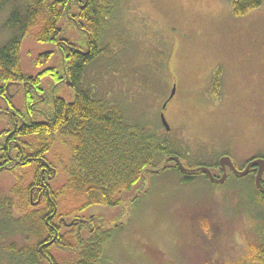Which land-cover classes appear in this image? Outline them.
Returning <instances> with one entry per match:
<instances>
[{
    "label": "rangeland",
    "instance_id": "1",
    "mask_svg": "<svg viewBox=\"0 0 264 264\" xmlns=\"http://www.w3.org/2000/svg\"><path fill=\"white\" fill-rule=\"evenodd\" d=\"M120 9L122 20L109 37L119 69L98 60L87 69L85 82L97 81L96 90L126 107L132 121L151 124L158 123L176 86L167 112L172 130L164 132L188 153V165L200 157L213 162L225 151L237 165L264 155V3L242 16L234 14L230 0H122ZM8 14L1 13L0 25ZM60 26L65 38H81L83 31L71 19ZM52 51L47 62L37 64L40 55ZM59 52L54 43H39L29 34L22 46L24 71L59 68ZM219 70L216 96L210 90ZM43 85V109H51L56 97L74 98L66 79L56 84L45 76ZM10 89L18 113L27 116L22 93ZM7 106L0 98L1 109ZM4 117L0 110V128ZM69 156V147L55 139L49 158L60 167L56 185L64 181L61 168ZM18 173L1 166L0 194ZM255 191L251 177L215 185L203 177L182 182L171 170L148 171L121 206L90 207L84 214L103 215L108 226L121 224L105 244L109 264H242L264 233L263 211L252 203Z\"/></svg>",
    "mask_w": 264,
    "mask_h": 264
},
{
    "label": "trees",
    "instance_id": "2",
    "mask_svg": "<svg viewBox=\"0 0 264 264\" xmlns=\"http://www.w3.org/2000/svg\"><path fill=\"white\" fill-rule=\"evenodd\" d=\"M121 1H0V16L9 11L0 25V94L9 97L7 86L30 79L22 62V46L29 34L39 43L57 45L61 57L59 68H45L36 80H30L42 86L45 76L55 78L56 84L66 79L75 93L70 101L55 98L49 112L52 119L46 124L23 126L13 133V150L25 151L23 164L3 161L6 150L0 154V168L11 165L10 170H20L9 190L0 194V264H109L105 244L121 225H115L114 229L106 224L103 215L93 212L85 215L90 207L121 206L125 195L145 182L148 171L156 174L171 170L185 183L200 177L210 182L203 172L186 176L178 166L167 165V159L172 156L182 159L190 156L169 139L161 118L155 124L132 121L126 107L96 90V85L100 88L97 81L85 82L87 69L98 60L103 62L102 66L119 69L113 58L114 41H109V37L115 36L114 31L122 20ZM230 2L234 14L242 16L260 8L264 0ZM65 18L83 31L77 42L64 37L60 23ZM52 55L53 51L43 53L37 64L47 62ZM220 72L216 73L211 87L216 96L221 87ZM7 100L13 103L11 98ZM16 115H20L18 111ZM9 126L11 131L15 128L13 123ZM57 138L71 150V158L61 168L65 177L59 185L53 182L60 167L49 158ZM0 142L3 143L1 136ZM201 158L194 161L196 166L216 165V160L208 162ZM44 161L49 164L51 180L42 175ZM253 183L256 195L252 203L261 207L263 213L259 217L264 221V192L256 187L254 180ZM76 216H86L90 222L77 227L61 221V218L71 221ZM52 239H55L52 246L45 244ZM43 245L51 262L41 252ZM56 248L59 253L54 251L53 255ZM244 260L242 264H264V233L260 242L253 245L248 260Z\"/></svg>",
    "mask_w": 264,
    "mask_h": 264
},
{
    "label": "flooded vegetation",
    "instance_id": "3",
    "mask_svg": "<svg viewBox=\"0 0 264 264\" xmlns=\"http://www.w3.org/2000/svg\"><path fill=\"white\" fill-rule=\"evenodd\" d=\"M38 74H40V73L37 72L36 74H29L28 76L31 80H36V76H38ZM30 79H27L23 82H13V84L11 85V86H15L16 88H18V90L22 93V99H23L22 107L26 109L27 114H28L27 116H24L21 111H20V115L17 116L16 112L19 109L16 108V105L14 103L10 104L9 101L7 100V99L11 98L13 101V99L16 96L15 93L10 92L11 86H7V91H6V93L9 97H6V95H4V94H0V98L2 100H5V102L9 106V107L7 106V108H3V109H1V107H0L1 113L3 112V114L5 115L4 118L6 119V123L3 124V126L0 128V134H2L0 136H1V138H3V143L1 144V142H0V154L1 153L3 154L4 151L6 150L7 157L6 158L4 157L3 161H6L9 159L10 161H14V163L18 164V165L23 164L22 158L25 157V151L23 149H21V150L15 152V150H13V148H12L13 143L12 142H13V139L15 140V138H14L15 135L13 133L16 130L23 129V126L28 127V126H32L33 124H36L38 126L39 124H43V123L46 124L50 119H52V117L49 115V112L52 110V108L51 109H43L40 106V104L46 100V95H45L46 89H45L43 83H41L42 84V86H41V85L35 83L34 81H31ZM220 79H219V84L221 81ZM213 82H214V80L211 83L212 88H213ZM210 92L212 93V89L210 90ZM170 96L171 95H169L165 98L163 103L167 102V105L165 108H162V111H161V113L164 112L166 118H167V112L169 110L170 103H171V101H173V99L175 97V96H173V97H170ZM54 100H55V98L53 99V101ZM52 106H53V104H52ZM10 109H11V111H9ZM160 118H161V114H160ZM167 120H168V118H167ZM0 121H1V118H0ZM10 123H13L15 126V128L12 129V131H11L10 126H9ZM171 130H172V128L170 130H167V131L171 132ZM220 154H221L220 157H218V159H216V161L214 163L216 165L209 167L211 170V173L213 175V179L210 178V176L206 172L198 171V168L201 167L202 165H200V166H196L193 164L188 165L185 163V161H184L185 159H182L179 156H177V157L184 164L187 171H182L178 165V162L174 159L168 158L169 160L167 161V163H168L167 165L171 168L178 166L179 169L182 171V173L186 176H190L194 173L199 174L200 172H203L207 176L208 180L212 184H215V185L216 184L228 185V184H230V182L233 178L244 179L246 177H251L254 181L256 180V176L258 173V167L257 166L252 167L249 170V172L245 175H241L240 173L246 169L248 163L251 160L259 158V157L264 158L263 154H255V155L249 157L248 159H246L245 162L241 165H237L233 161V159H232V157L228 151L221 152ZM222 156H230L232 159V162L234 164L235 169L232 168L231 166L227 165V164L222 165L220 163V158ZM172 157H174V156H172ZM32 159H37V158H32ZM41 161H43V160H41ZM44 162H45V166L41 168L42 175L48 177L49 180H51L53 176L50 175V173L48 171L49 170V167H48L49 164L46 161H44ZM3 167L11 168V165L10 166L9 165H3ZM53 170L55 172L57 169H53ZM224 176H225L224 181L220 182V179ZM255 185L259 190L264 192V173H263L262 179H261V185L262 186L259 188L256 184V181H255ZM88 217L90 219V215H88ZM72 219L73 220L68 221L64 218H61V221L63 222V224H69L72 226L75 225L77 227L79 225H82V223L90 222L89 219L86 218V216H84V217H77L76 216V217H73ZM104 224H105V222H104ZM117 224H120V223H117ZM117 224H115V225H117ZM115 225L110 226V227L116 229L117 227ZM117 230H114V233ZM114 233H113V235H114ZM113 235H112V237H113ZM54 241H55V239H52V240L47 241L45 244L52 246L54 244ZM45 248L46 247L44 245L41 246V248H40L41 252L50 261L51 257L47 252H45ZM58 250H59V248H56L55 250H53L52 251L53 255H54V251H56L55 253L58 254L59 253Z\"/></svg>",
    "mask_w": 264,
    "mask_h": 264
},
{
    "label": "water",
    "instance_id": "4",
    "mask_svg": "<svg viewBox=\"0 0 264 264\" xmlns=\"http://www.w3.org/2000/svg\"><path fill=\"white\" fill-rule=\"evenodd\" d=\"M175 90H176V86H174L173 92H172V94H171L170 97H173V96H174V94H175ZM166 105H167V102L164 103L163 108H165ZM161 120H162V124L165 126V128H166L167 130H170L171 127H170V124H169V122H168V120H167V118H166L164 112L161 113ZM169 159H174V160H176V161L178 162V165H179L180 169H181L182 171H187V170H186V167L184 166V164L180 161V159H179L177 156L170 157ZM169 159H167V161H168ZM220 163H221L222 165L227 164V165H229V166H231L232 168L235 169L234 164H233L232 159H231L230 156H222V157L220 158ZM254 166H257V167H258V173H257L256 180H255V181H256L257 186L260 188V187L262 186V185H261V179H262V175H263V173H264V158L259 157V158H256V159L251 160V161L248 163L246 169H245L244 171H242L240 174H241V175H245V174H247V173L249 172V170H250L252 167H254ZM198 171L206 172V173L210 176V178L213 179V175H212L211 170H210L209 167H207V166H201V167L198 168ZM224 179H225V176L222 177V178L220 179V182L224 181Z\"/></svg>",
    "mask_w": 264,
    "mask_h": 264
}]
</instances>
